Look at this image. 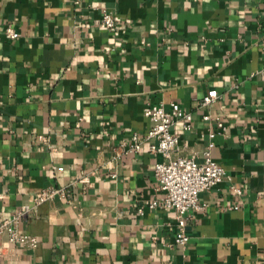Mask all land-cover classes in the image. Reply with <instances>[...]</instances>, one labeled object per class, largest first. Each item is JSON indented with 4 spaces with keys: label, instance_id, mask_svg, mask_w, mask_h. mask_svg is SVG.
<instances>
[{
    "label": "crops",
    "instance_id": "0c3cea01",
    "mask_svg": "<svg viewBox=\"0 0 264 264\" xmlns=\"http://www.w3.org/2000/svg\"><path fill=\"white\" fill-rule=\"evenodd\" d=\"M263 69L264 0H0V215L29 207L20 232L38 241L4 236L0 264H264ZM172 103L194 117L182 155L226 172L185 245L150 208L162 156L126 154L145 107ZM53 188L69 198L36 203Z\"/></svg>",
    "mask_w": 264,
    "mask_h": 264
},
{
    "label": "built area",
    "instance_id": "2783aa9c",
    "mask_svg": "<svg viewBox=\"0 0 264 264\" xmlns=\"http://www.w3.org/2000/svg\"><path fill=\"white\" fill-rule=\"evenodd\" d=\"M77 4L80 0H71ZM102 24L105 28L113 30L117 27L115 16L105 10L102 15ZM6 36L10 40L19 37L12 29H7ZM264 72V69H263ZM220 97L217 90L210 91L202 100L201 107H209ZM144 116L151 124L145 135L134 133L126 154H137L141 151L145 142L150 143V150L154 154H160L163 161L155 167L157 191L161 198L150 203L151 209H161L175 214V220L179 228L176 243L185 245L189 241L188 225L190 213L204 211L206 206L200 203L202 194L211 191L223 182L224 168L213 159L210 152L206 153L203 162L199 163L193 158L182 155L181 134L192 129L194 117L185 111L179 104L172 103L169 107L164 104H148L144 109ZM220 129L225 128L222 121H218ZM215 134L211 135L214 138ZM82 183L89 184L88 180ZM238 196L243 194L239 188H234ZM56 198H69L67 188H53L40 192L36 197V203L42 204ZM30 211L25 207L12 218L4 219L0 215V243L4 236L12 244H18L35 248L38 241L20 232L19 223Z\"/></svg>",
    "mask_w": 264,
    "mask_h": 264
}]
</instances>
